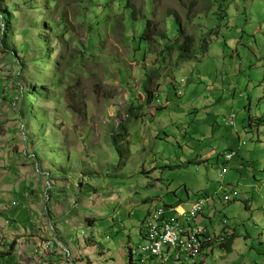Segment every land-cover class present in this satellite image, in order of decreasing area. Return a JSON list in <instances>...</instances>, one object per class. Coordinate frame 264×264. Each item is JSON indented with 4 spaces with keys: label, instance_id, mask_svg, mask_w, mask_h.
I'll use <instances>...</instances> for the list:
<instances>
[{
    "label": "rangeland",
    "instance_id": "rangeland-1",
    "mask_svg": "<svg viewBox=\"0 0 264 264\" xmlns=\"http://www.w3.org/2000/svg\"><path fill=\"white\" fill-rule=\"evenodd\" d=\"M24 1L0 0V15L16 4L24 6ZM35 1L39 3L37 9L45 8V1ZM57 1L62 9L59 19L72 33V43L65 45L72 46L54 53V59L65 57L57 60V65L34 50L27 72L34 77L39 72L36 79L44 89L42 98L28 99L35 118L27 115L23 121L36 140L31 143L21 133L19 140L31 155L27 170L34 168L36 173L35 177L29 175L28 183L41 181L36 194L43 192L42 200H50L46 202L48 208L53 205L44 217L66 234L65 240L86 243L92 241L98 228H109V218L130 225L154 207L191 204L198 197L209 196L203 209L207 219L200 218L199 225L212 237L234 235V246L231 253L212 246L206 264H264V0H182L181 4L178 0H152L150 5L146 0H130L131 7L142 16L153 11L159 32L171 22L167 12L170 17L177 15L182 24L189 17L186 31L196 42L210 32L207 47L197 42L194 57L185 63L175 55L160 63L158 43L153 39L151 47L142 45L134 54L132 44L123 42L118 5L108 16L104 12L97 15V20L107 16L108 22L113 19L117 24L113 31L104 28L94 32V41H99L91 46L83 25L88 17L77 5L72 6L77 1ZM220 7L226 8L224 18ZM16 11V35L6 39L5 45L19 49L20 45H31L33 37L43 31L40 19L33 22L37 13L25 14L23 8ZM179 21L172 19L177 26ZM34 25L39 30L32 29ZM3 28L0 21V44ZM27 32L30 36L23 38ZM3 48L0 73L15 79L18 68L11 50ZM89 48L92 50L85 53ZM70 58L74 68L69 75L78 96L73 99L56 92L46 102L44 95L53 83L48 80L50 75L57 70L67 75ZM21 84L25 91L28 83ZM14 87L11 89L18 95ZM23 102H18L22 110ZM230 114L234 115L233 122L225 125L224 119ZM118 127L129 137L119 136ZM229 150L236 154L223 165ZM223 167L227 172L221 178ZM110 194L117 196V202L108 197ZM89 196L115 203L114 210L107 205L99 208L96 203L85 204ZM119 204L127 206L130 214L127 209L120 212ZM91 209L97 220L88 227L85 217ZM117 232L118 227L113 234L115 245L106 240L100 243L105 260L117 252L120 238L125 236ZM129 236L131 247L141 243L136 226ZM89 250L93 255L83 254V260L97 258L98 251Z\"/></svg>",
    "mask_w": 264,
    "mask_h": 264
},
{
    "label": "crops",
    "instance_id": "crops-1",
    "mask_svg": "<svg viewBox=\"0 0 264 264\" xmlns=\"http://www.w3.org/2000/svg\"><path fill=\"white\" fill-rule=\"evenodd\" d=\"M8 84L0 76V104H3L0 105V264H127V251L132 248L129 232L134 226L139 229L140 221L125 225L122 220L109 218L107 222L109 228H98L92 241L76 244L71 242V238L65 240L62 236L60 240L63 242L59 245L62 246L61 248L55 245L54 251L47 256H42L41 251L40 255L35 253L47 237L44 217L46 202L42 200V195L36 194L42 182L40 181L39 184L38 180H35L28 183L32 174L31 170H27L28 162L23 146L19 142L20 133L16 115L11 110V106L2 101L1 95H6L4 91ZM125 136L128 137L127 134ZM108 197L114 202L118 200L113 194ZM105 199L101 196L95 198L89 196L84 199V203H90L92 206L96 203L99 208L107 205L110 210H114L115 203L104 202ZM13 203H16V206H13ZM119 208H121L120 212L127 209V213L130 214L127 206L119 204ZM96 220V218L85 220L84 225L88 224V227H91ZM116 227H118L117 233L119 235L124 233L125 236L119 237L117 252H111L105 260L100 243L106 240L109 244L115 245L112 240L115 237L113 234ZM13 241L14 245L10 251ZM64 246L69 250V257L63 252ZM89 248L98 251L97 258L89 256L83 260V254H92Z\"/></svg>",
    "mask_w": 264,
    "mask_h": 264
},
{
    "label": "clouds",
    "instance_id": "clouds-1",
    "mask_svg": "<svg viewBox=\"0 0 264 264\" xmlns=\"http://www.w3.org/2000/svg\"><path fill=\"white\" fill-rule=\"evenodd\" d=\"M210 2H211V0H210ZM24 3L29 4L35 11L38 10L36 6L39 3L35 0H25ZM34 3L36 4L35 6L32 5ZM16 6H18V8H23V12L25 14H29L24 10L25 9L24 6H20L19 4H16L12 7L11 11H8V12L3 11V13H1V15H0V21L2 22L3 25H5V28L2 29L3 39H2L1 44H0V49H4L3 48V45H4L5 48L7 46L8 49L11 50L10 54L12 55V58L14 59L13 61L15 62L16 67L18 68V74H17V77L15 79H10L9 78L10 74L4 75L3 73H0V76H2L5 79L6 83L8 84V82H9L8 87L5 88L6 91H4V93L6 92V95L4 94L1 96L3 97L2 101L5 104L7 103L8 105H10L12 108L11 110L14 111L15 115H17L16 120H17L18 125H19V133H21L22 136L25 137V140H28L29 142L32 143L36 139H35V137L31 136L30 132H27L26 124L24 123L23 119H24V116L26 117L27 115H30V117L32 119L35 118V116L33 114L34 110L29 109L28 99L31 98V96H29L30 87L35 86V84H38V81L36 79V76H37L36 75L35 76L36 83L32 82V80H31L32 74L27 72L26 66H28V63L32 60V57L35 54L34 50H37L38 52L46 54L47 58L45 59V61H48L49 59L53 60L56 65H57V60H63L65 57L61 56L57 59H54V53L57 50H59L60 53L63 51H62V49L57 47V43L52 41L49 35L45 34L44 30H41V24H44V25H46V27H48V24L45 23V20L48 19L49 14H50V12H46V8H43V7H42L41 11H37V12L32 13V14L37 13V17H38V15L40 16L38 19L41 20L40 30L43 31V33L38 37H33L34 41L31 43V45H20L19 49H17V47L15 45H11V44L5 45L6 39H10L16 35V33H15V22H14V20H15L14 16H15V13L17 12L16 9H18V8H16ZM27 16L30 18V15H27ZM37 17L35 19H33V22L36 21ZM24 21L27 22V19H25ZM32 29L39 30V29H36L35 25H34V27H32ZM26 36H30L29 32L24 34L23 38H25ZM49 45H52V47H50ZM145 46L151 47L150 44L145 45ZM160 47H161V44H158L157 45V51H161ZM157 51H156V53H157ZM24 58H27L26 61H24ZM158 58H160L159 54H158ZM144 60L145 61L147 60L146 56L144 57ZM56 72H58L59 74L61 73L58 70ZM53 75H54V73L51 74L50 78L48 79V80L53 82L51 84V86L49 87V89L54 84ZM22 76H23V78H22ZM58 76L59 75H57L55 77L56 80H57ZM23 81L25 83H28L25 91H24L23 85L21 84V82L23 83ZM13 85L15 86L14 89L19 91L18 95H15L13 89H11V86H13ZM38 86L40 87L39 88L40 96L38 98H42V94H43L42 89H44V86L39 85V84H38ZM56 92H59V90L55 91L53 93H51L50 91H49V93L46 92V95H44V100L46 102L51 101L52 96H50V98H49L48 95L54 94ZM21 100H24L23 110L20 109L18 106V102ZM32 100H35V99H32ZM16 105H17V108H16ZM39 111H41L43 118L49 119V117L46 116V114L43 110H39ZM64 112L66 114L70 113V111H68V109H64ZM233 118H234L233 114L227 115L224 119L225 125L232 124ZM118 128L121 130V133L119 134V136H125L127 134L125 129H123L121 127H118ZM127 136L129 137L128 134H127ZM128 137H126V138H128ZM24 153L26 155V160L28 162V166H30V162L28 161V159L31 158V155H29L25 149H24ZM228 153H231L232 156L229 160H226L225 157ZM235 154H236V152H234L232 150L227 151L224 155L223 165H227L230 162V160L234 157ZM155 168L156 167H153L152 170H155ZM30 170H31L32 176L35 177L36 173L34 171V168H31ZM223 170H224V172H223ZM226 172H227L226 167H223L219 173V176L222 178ZM86 173H83L84 177L86 176ZM46 189H47V187H46ZM78 191H79V189L77 188V193H78ZM72 192H73V190H72ZM41 195L43 197V192ZM209 199H210L209 196L198 197L191 204L178 203V204H174L173 206L162 205L161 207H154V208L150 209L149 211H147V213L142 218V220H140V223H139L138 236L140 238L139 241L141 243H139L140 245L137 244L136 245L137 247H134V248L132 247L127 251V255H128L127 264H206V262L209 258L208 255L212 254V252H211L212 246L218 245L221 249H223L225 251V249L223 248L224 244L226 243L227 238L230 237L231 235L230 234L224 235L223 233H221L218 237H212L211 234L209 233V231L204 230L199 225V219L200 218L204 219L205 213H204L203 209H204V206L208 205ZM47 201H50L48 199V197L45 198L44 202H47ZM198 202H201V211L196 216L195 223L194 224L192 223V226L196 227L197 229H201L202 231H204L206 233V236L204 235V238H205L204 242L202 244L200 253L198 254V256L196 258H192L190 256L179 255L177 252H175V250L168 248V247H165V246L162 247L161 258L151 256L150 254L144 253L143 251L140 250V248L144 247L146 244V235H147L148 227H149L147 223L152 224V222H153V224L156 226V229L158 231L160 228H164L166 225H168L169 224L168 222L170 219H174V218L178 217V215H181V214H188L191 211L192 207ZM12 205L16 206V203H13ZM52 208H53V205L51 208H48V206H47L46 212H48ZM92 209L89 210V216H86V218H87L86 220H91L93 218ZM46 218H47V221H46L47 237H45V240L42 242V246H40L38 249L35 250V253L38 255H40V251H41L42 256H47V255L51 254L54 251L53 247L55 245H57L55 241L57 240L59 242V245H60V243L63 242V240L62 241L59 240L60 237L66 235L63 232H60V229L58 227H56L55 223L51 224V219H49L48 217H46ZM47 223H48V226H47ZM51 232L54 233V236H52L50 234ZM232 236H234V235H232ZM13 245H14V241L11 243L10 251L12 250ZM233 246H234V243H233ZM233 246H232V252H233ZM61 247L58 246V248H61ZM64 250L66 252H64V251L63 252L66 254L67 257H69L70 253H69V250L66 246H64ZM225 252L227 253V251H225ZM134 257L136 258V260H134ZM149 261H151L152 263H150Z\"/></svg>",
    "mask_w": 264,
    "mask_h": 264
},
{
    "label": "trees",
    "instance_id": "trees-1",
    "mask_svg": "<svg viewBox=\"0 0 264 264\" xmlns=\"http://www.w3.org/2000/svg\"><path fill=\"white\" fill-rule=\"evenodd\" d=\"M46 2L45 8L46 10H50V14L47 20H45V23L48 24V27H46L44 24H41V30L45 31L46 35H49L51 40L57 43V47L62 50H68L72 45H65L68 43H72V33L70 32L69 25L63 21V19H59L60 11L62 10L59 5V1L57 0H43ZM77 2L73 3V5H77L79 10L84 12L88 19L83 21V25L86 26V31L88 32V43L93 46V42H98V40L94 41V32L97 30H103L104 28H107L108 30L113 31L116 27V22H113V19L108 22V12L115 6L118 5L117 10H120V27L123 32L124 38L123 42L132 44L133 52L138 53L140 51L141 45H149L151 42V39L153 41L157 42L158 44H161V51L159 52L158 60L166 63L167 59L170 57H173L174 55L177 56V59L182 62H188L194 57V45L202 44L203 48L207 47L208 44V34L210 32L204 33L196 42V38L194 35L188 33L186 31V23H189V17L186 21V23H181L179 19L175 16H171L167 12V16L169 17L167 29L163 30V32H159L156 27V22L154 21V13L153 11H150V16H142L140 15L139 11H135L131 5L130 0H76ZM152 0H146V5H150ZM182 0H178V3L181 4ZM35 6L36 4H32ZM122 7V8H121ZM18 8V6H16ZM24 10L27 13H34L37 11H41V9L34 10L29 4L24 3ZM104 12L107 16L103 19L97 20L98 14ZM219 12L222 18H224L226 14V8H219ZM170 13V12H169ZM153 17V20H151L150 17ZM40 16L38 15L37 19ZM91 17L93 18V22L91 20ZM176 18L180 26H177L174 22H172V19ZM36 19V20H37ZM95 21V23H94ZM49 28V29H48ZM139 28L140 31L137 32L134 29ZM92 30V32H91ZM126 31L128 32V35H125ZM203 31V30H202ZM165 34V38H162L163 34ZM156 44V45H158ZM52 47V45H49ZM77 49L79 51L83 50L82 45H77ZM92 49L89 48V50L86 49L85 53H88ZM83 59V57H82ZM73 58L69 59V67H67L66 72L67 75H62V73H54V84L49 89L51 93L58 91L60 94H68L73 99H76L77 91H75L72 88L73 81H72V75H69V72H72V69L74 68V64L72 62ZM37 72L35 76L38 74ZM58 76L57 80L55 77ZM40 77L46 82L47 78L46 76L41 73ZM23 78V76H22ZM32 82H36V79L34 75H31ZM56 80V81H55ZM66 81L69 83V85H66ZM39 86L38 84H35V86L30 87L29 96H31V99H38L40 96L39 93ZM27 96V95H26ZM49 98L51 95H48ZM246 208V207H245ZM234 236H230L227 238L226 243L224 244V249L227 252H232V246L234 243ZM11 247V246H10Z\"/></svg>",
    "mask_w": 264,
    "mask_h": 264
},
{
    "label": "built area",
    "instance_id": "built-area-1",
    "mask_svg": "<svg viewBox=\"0 0 264 264\" xmlns=\"http://www.w3.org/2000/svg\"><path fill=\"white\" fill-rule=\"evenodd\" d=\"M231 156L232 154L228 153L225 157L226 160H229ZM200 211L201 202H198L188 214H181L174 219H170L169 224L158 231L153 222L152 224L147 223L149 227L146 244L140 250L151 256L161 258V250L165 246L175 250L179 255L196 258L204 242V235L206 236L204 231L192 226Z\"/></svg>",
    "mask_w": 264,
    "mask_h": 264
}]
</instances>
